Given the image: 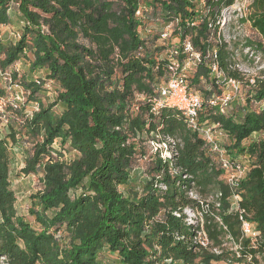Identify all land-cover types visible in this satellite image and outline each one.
Listing matches in <instances>:
<instances>
[{
	"label": "trees",
	"instance_id": "obj_1",
	"mask_svg": "<svg viewBox=\"0 0 264 264\" xmlns=\"http://www.w3.org/2000/svg\"><path fill=\"white\" fill-rule=\"evenodd\" d=\"M233 2L205 0L201 9L195 0H152L139 18V0H0V27L11 24L13 6L25 21L16 43L0 39V70L25 97L15 107L12 95L0 92L10 128L7 136L0 133L2 264H101L105 251L119 264H264V139L245 143L264 134V80L251 86L249 108L242 113L223 115L205 106L200 114L199 122L220 125L231 160L251 159L250 172L233 191L218 157L183 113L153 111L156 87L168 78L167 60L158 58L165 50L158 44L160 35L141 34L154 16L165 23L178 20L171 41L188 38L203 57L215 49L226 76L240 78L230 70L239 44L231 50L215 31L218 14ZM246 21L259 41L247 39L245 45L264 58V0H254ZM23 59H30L32 74L45 72V77L21 78L13 70ZM209 64L205 60L188 76L192 89L203 79L215 85ZM51 85L57 98L45 105L41 93ZM28 104L38 110L29 115ZM145 137L157 143L175 140L178 155L171 167L154 153L148 180L126 194L121 187L130 184L135 140ZM20 139L33 143L22 173L42 175L29 209L39 229L17 214L11 188L10 145ZM58 141L77 156L68 160L56 152ZM191 191L199 199L191 198ZM236 194L242 214L233 207ZM186 208L201 214L202 223L188 224ZM243 222L259 236H246Z\"/></svg>",
	"mask_w": 264,
	"mask_h": 264
},
{
	"label": "built area",
	"instance_id": "obj_2",
	"mask_svg": "<svg viewBox=\"0 0 264 264\" xmlns=\"http://www.w3.org/2000/svg\"><path fill=\"white\" fill-rule=\"evenodd\" d=\"M201 5H205V0H195ZM254 0H234V2L224 7L217 17V39L219 42L224 41L231 48L237 43L236 35L229 37V40L225 39V33L229 32L232 27L234 31L243 32L245 29L246 21L250 15L251 6ZM149 12L147 6L141 5L136 13V16L143 18L146 13ZM178 20L167 23L165 30L160 33L158 44L162 45L167 50V70L168 78L156 87L155 93L156 98L153 99V111L158 113L161 108L175 109L185 116L189 128L197 132L199 136L206 142L210 151L218 157L221 168L226 172L227 184L229 187L236 191L241 181L247 176L251 170V159L249 156H245L242 160H231L224 147L221 146L220 138L224 137L227 139L224 131L219 124L199 122L200 114L202 113L205 106L215 109L217 112L223 115H229L234 99L242 91L245 85L249 88L254 86L257 80H264V58L263 55L247 47L246 40L239 44V47L234 49L233 63L230 65V70L237 72L240 78L227 77L225 72L220 68L218 63L217 51H208L206 56L194 48L190 39L184 40L177 39L171 41V37L176 30ZM195 24H192V26ZM213 28V25H210ZM223 37V38H222ZM240 42V41H239ZM163 60V59H161ZM210 60L209 67L211 69V77L214 84H208L205 95L199 91H196L190 87L188 79V71L190 68L193 71L202 62ZM243 62L251 63L254 68L250 69ZM247 64V63H246ZM13 71H18L14 67ZM5 79L11 84L12 80L10 75L2 73ZM205 80L203 79V82ZM18 87V86H16ZM25 101L23 97L13 98V106L18 107ZM35 105V104H34ZM7 107V100L0 97V123L3 126H8L9 118L5 113ZM34 110H38L36 104ZM29 115L31 112L28 113ZM156 143L155 153H159L161 159L169 161L171 167L174 166L175 158L178 155L177 142L171 138H167L165 143ZM163 148L165 149L163 153ZM176 172V171H175ZM162 190H166V186L161 185ZM193 199H199L198 196L191 191L189 193ZM242 201L240 194L234 196L233 207L240 214L243 212L239 208V203ZM184 214L187 219L186 222L190 225L197 226L202 223L199 213L195 212L190 208L184 210ZM177 217H181V214L175 213ZM242 220V217H241ZM243 232L246 236L257 238L259 233L247 222H243ZM201 239V244L206 246L207 242L202 240L205 235L198 233Z\"/></svg>",
	"mask_w": 264,
	"mask_h": 264
},
{
	"label": "rangeland",
	"instance_id": "obj_3",
	"mask_svg": "<svg viewBox=\"0 0 264 264\" xmlns=\"http://www.w3.org/2000/svg\"><path fill=\"white\" fill-rule=\"evenodd\" d=\"M140 3L143 6H146L147 3H149L152 0H139ZM203 5L201 4V9ZM11 16V24L7 26H1L0 27V39L5 43H16L19 38L20 34L22 33V29L24 26V18L21 16V14L17 11V7L13 6L12 11L10 12ZM149 23H147V26L145 30L141 33L142 37L145 38L148 35L149 36H156L158 37L160 33H162L165 30L166 24L163 19L160 17L150 19ZM232 35H236L237 44H240L241 42L245 40H250L252 42H258L259 41V35L251 29V26L249 23H246L245 29L243 32L234 31V28H230L228 33H225V39L229 40V37ZM223 38V37H222ZM173 41L177 40V37L172 38ZM240 41V42H239ZM167 50L165 49L160 56L159 59H164L167 57ZM30 56V55H29ZM31 57V56H30ZM246 66H248L250 69H253L254 66L249 62H243ZM247 63V64H246ZM15 67L20 71V77L25 78L26 80L34 81L38 78H44L45 72H39L32 74L30 72V59H23L20 62H18ZM192 68L188 71V76L192 75ZM17 84H11L5 79V77L0 74V92L5 93L8 91V97L12 95V98L17 99V97H24V93L22 90V87ZM208 84L206 82H203L200 86L195 87L193 86L194 90L201 91L202 93H205V90L207 89ZM251 88L243 86L242 91L237 95V97L234 99L232 103V107L230 110V113L239 111L242 113L244 110H247L249 106L247 107V99H251V95L253 94L250 90ZM57 87L55 85H51L50 88L41 93L42 102L45 105H49L53 103L57 98ZM25 98V97H24ZM253 110H259V107L256 104H250ZM35 105L28 104L27 105V112H31ZM58 112L61 111V107H57L56 109ZM0 133L1 137H5L10 133V128L8 126H3L2 123H0ZM260 139H264V134H256L253 136L250 140L246 141V145H248L251 141H257ZM137 143V155H136V163L131 171V177H130V184L125 187H121V191L126 193L127 191H133L134 189L139 190L143 183L146 182L149 178V171H150V165L153 163V157H154V148L156 146V143L152 144V141L148 138H144L141 140H135ZM154 142V141H153ZM222 147H227L229 145V140L221 137L220 142ZM32 146L33 143L31 140L27 139H20L19 143L16 145H10L11 149V172H10V181H11V188L16 196V210L17 214L20 217L25 218L28 222L32 224V226L36 229H39V226L35 223L34 218L29 215V209L32 205V198L33 196L38 193L41 188V177L42 175H30L26 176L22 173V169L25 167L26 159L29 156V154L32 152ZM54 149L56 152H61L64 157L68 160L74 158L77 156L74 152H69V150H63L61 148L60 142L58 141L54 145ZM165 149L163 148V153ZM30 152V153H29ZM127 194V193H126ZM198 214V213H197ZM199 214L198 216H200ZM59 238L62 240L64 239L65 235L61 232L58 235ZM228 247H230L231 250L237 251L238 247L233 244H228ZM100 263L101 264H119V259L116 255H113L109 253L108 251H105L103 255L100 257ZM0 264L2 262L0 261ZM215 264H232L230 262L222 261ZM238 264V263H233Z\"/></svg>",
	"mask_w": 264,
	"mask_h": 264
},
{
	"label": "crops",
	"instance_id": "obj_4",
	"mask_svg": "<svg viewBox=\"0 0 264 264\" xmlns=\"http://www.w3.org/2000/svg\"><path fill=\"white\" fill-rule=\"evenodd\" d=\"M12 11V10H11ZM256 134H254L253 136H255ZM244 158V156L243 157H240V158H238L237 160H242Z\"/></svg>",
	"mask_w": 264,
	"mask_h": 264
}]
</instances>
